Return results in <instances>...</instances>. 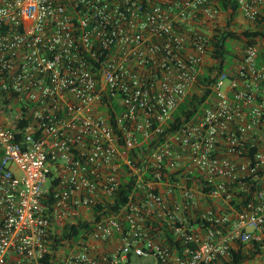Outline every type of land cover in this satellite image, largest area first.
Returning a JSON list of instances; mask_svg holds the SVG:
<instances>
[{
    "label": "built area",
    "instance_id": "2783aa9c",
    "mask_svg": "<svg viewBox=\"0 0 264 264\" xmlns=\"http://www.w3.org/2000/svg\"><path fill=\"white\" fill-rule=\"evenodd\" d=\"M231 1L233 30L264 16ZM223 2L0 0V264H264V41L210 71Z\"/></svg>",
    "mask_w": 264,
    "mask_h": 264
},
{
    "label": "trees",
    "instance_id": "16d2710c",
    "mask_svg": "<svg viewBox=\"0 0 264 264\" xmlns=\"http://www.w3.org/2000/svg\"><path fill=\"white\" fill-rule=\"evenodd\" d=\"M228 2V3H227ZM224 6L233 9L234 13L231 14L229 18V24L225 27L224 31H221L222 37L219 35H215L213 38V44L215 49L212 53V59L216 62L213 68H210V71L216 70L218 72H225L227 57L230 55L229 52V45L240 42L246 46L255 45L262 41H264V16L255 24V26H251L250 28L246 29L245 31H237L233 30V20L235 19L236 9L237 6L231 0H224ZM220 32V30H219ZM237 57V54L234 55V58ZM216 78H212V76L207 72L200 77L199 84L197 85V92L193 93L186 101L179 107L178 111L174 114L173 120L171 123V128L167 130V133L175 131L183 124L188 122L189 120L193 119L199 112H201L202 107L206 99L211 96L212 89L209 87L202 88L203 85L211 86L215 83ZM130 187L124 186L121 188L119 193V201L117 206L120 203H124V198L130 191ZM233 205L236 208H239L240 205L236 202H233ZM112 205L107 206H99L94 209L95 213H99L97 216L98 219H101L103 215H108L112 213ZM102 214V216L100 215ZM90 227V222H78L74 224H68L65 226L63 234L61 237L56 238V243L63 242L65 240H71L72 238L79 236L83 233L84 229H88ZM167 237L173 241V236L168 234ZM251 259L250 254L246 253L245 249L241 248L239 251L234 253V257L232 262L227 264H243L245 261Z\"/></svg>",
    "mask_w": 264,
    "mask_h": 264
},
{
    "label": "rangeland",
    "instance_id": "374dc122",
    "mask_svg": "<svg viewBox=\"0 0 264 264\" xmlns=\"http://www.w3.org/2000/svg\"><path fill=\"white\" fill-rule=\"evenodd\" d=\"M239 45L237 43H233L229 45V52L230 55L227 57V65L225 72L228 74H233V65H234V55L237 54V49ZM136 264H155L153 259H140L136 260Z\"/></svg>",
    "mask_w": 264,
    "mask_h": 264
}]
</instances>
